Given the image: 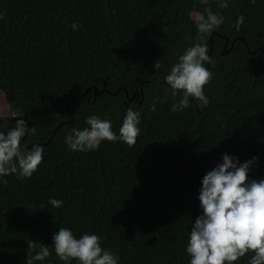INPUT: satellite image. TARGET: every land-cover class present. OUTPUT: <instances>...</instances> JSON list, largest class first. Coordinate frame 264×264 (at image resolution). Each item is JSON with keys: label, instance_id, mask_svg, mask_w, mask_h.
Returning a JSON list of instances; mask_svg holds the SVG:
<instances>
[{"label": "trees", "instance_id": "1", "mask_svg": "<svg viewBox=\"0 0 264 264\" xmlns=\"http://www.w3.org/2000/svg\"><path fill=\"white\" fill-rule=\"evenodd\" d=\"M206 8L223 19L205 40L212 78L204 100L189 98L187 108L172 112L182 97L166 93L162 71L200 42ZM263 46L264 0H228L226 8L218 0H0V94L13 109L19 105L16 120L35 128L22 143L44 146L31 178L0 183V264H25L26 253L39 250H29L28 240L49 246L36 264H63L51 248L58 227L76 237L95 232L119 264H188L184 245L200 211L202 176L224 152L241 162L258 156L250 175L264 174ZM128 107L141 112L134 145L66 149L65 134L87 127L85 117H115L118 132Z\"/></svg>", "mask_w": 264, "mask_h": 264}, {"label": "clouds", "instance_id": "2", "mask_svg": "<svg viewBox=\"0 0 264 264\" xmlns=\"http://www.w3.org/2000/svg\"><path fill=\"white\" fill-rule=\"evenodd\" d=\"M202 2L207 3V0ZM218 2L220 8L228 6V0ZM205 12L206 17L202 16L197 24L200 42L186 47L163 73L166 93L182 97L171 105L172 112L187 108L189 98L204 100L205 86L212 78L207 65L213 61L205 40L223 19L209 8ZM244 19L243 15L236 17L233 27L237 31ZM71 27L75 30L78 26L73 23ZM154 68H159L157 62ZM140 120L141 112L128 107L118 132H115L110 119L89 115L84 120L87 127L65 134L66 149L91 152L102 141H120L131 147L140 134ZM34 134L35 128L29 127L22 118L11 126L0 120V183H6V177L10 175L18 179L31 178L37 171L44 159V146L33 143L29 147L22 143L26 136ZM258 160V156H252L241 162L235 155L224 152L215 166L202 176L197 195L200 211L191 220V230L187 231L184 245L188 264H236L248 253H252L248 264H264V174L259 179L250 175ZM48 203L53 208H60L64 202L49 197ZM51 240L56 258L63 264H72L73 260L75 264H119V256L103 248L102 237L95 232L76 237L71 228L58 227ZM27 248L39 250L26 253L25 264L43 262L50 255L49 246L43 243L28 240Z\"/></svg>", "mask_w": 264, "mask_h": 264}, {"label": "water", "instance_id": "3", "mask_svg": "<svg viewBox=\"0 0 264 264\" xmlns=\"http://www.w3.org/2000/svg\"><path fill=\"white\" fill-rule=\"evenodd\" d=\"M216 33H217L216 31H214V32L212 33V35H211V37H210L211 42L213 41L214 35H215ZM237 38L243 40V38H241V37H237ZM236 40H237V39H234V40H233V43H232V45H231V48L234 47V44L236 43ZM243 41H244V40H243ZM228 42H229V38L227 37V43H228ZM211 48H212V44H211ZM248 50L251 51L249 47H248ZM263 52H264V46L262 47V51H261V53H263ZM251 53H253V54L257 53V49L251 51ZM261 53H260V54H261ZM164 72H165V71H162V73H164ZM165 74H166V73H165ZM158 75H159V72L156 73L155 77H157ZM90 90H91V89H87V91H86L84 94L80 95V97L85 96ZM121 90H122V88H119L115 93H120ZM104 91H105V89H102L101 91H99L98 88L95 87V93H96V94H101V93H103ZM108 92L110 93V91H108ZM125 93H126V96L129 97V91H128L127 89H125ZM140 95H143L142 90H141V91H135V92H133V94L131 95L130 98H131V99H134L136 96H137V97H140ZM68 112H69V110H68ZM69 113H70V112H69ZM68 122H69L70 124H72V122H73V117H72V116H71V118H70V120H69ZM61 124H62V123H61ZM61 124H60V125H61ZM60 125H59V126H60ZM59 126H57V127L54 129V131H53V135L55 134V132H56V130H57V128H58ZM49 142H50V140L47 142V144H48Z\"/></svg>", "mask_w": 264, "mask_h": 264}, {"label": "rangeland", "instance_id": "4", "mask_svg": "<svg viewBox=\"0 0 264 264\" xmlns=\"http://www.w3.org/2000/svg\"><path fill=\"white\" fill-rule=\"evenodd\" d=\"M195 18H199L197 13L194 14ZM205 107V106H204ZM19 105H16L15 108L6 101L5 96L3 93L0 94V117L7 116V115H16L21 116L22 113L19 111ZM112 125H114L117 121V118H112Z\"/></svg>", "mask_w": 264, "mask_h": 264}, {"label": "flooded vegetation", "instance_id": "5", "mask_svg": "<svg viewBox=\"0 0 264 264\" xmlns=\"http://www.w3.org/2000/svg\"><path fill=\"white\" fill-rule=\"evenodd\" d=\"M234 39H237V38H234ZM234 39H233V40H234ZM233 40H232V42H231V45H232V43H233ZM229 41H230V39H229ZM229 43H230V42L227 43V37H226V44H225V46H224L225 49L227 48V46H228ZM136 98L138 99L139 97L136 96ZM18 117H19V116L12 117L11 115H7V116L0 117V120H3V121H5L6 123H9V126H10L11 124H14V123H15L16 118H18ZM11 118H12V119H11Z\"/></svg>", "mask_w": 264, "mask_h": 264}, {"label": "bare ground", "instance_id": "6", "mask_svg": "<svg viewBox=\"0 0 264 264\" xmlns=\"http://www.w3.org/2000/svg\"><path fill=\"white\" fill-rule=\"evenodd\" d=\"M70 118H71V117H70ZM69 120H70V119H69ZM69 120H68V121H69ZM68 121H67V122H68ZM68 123H69V122H68Z\"/></svg>", "mask_w": 264, "mask_h": 264}]
</instances>
